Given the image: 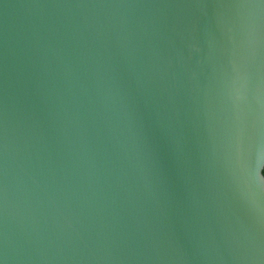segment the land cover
<instances>
[{
	"label": "water",
	"instance_id": "water-1",
	"mask_svg": "<svg viewBox=\"0 0 264 264\" xmlns=\"http://www.w3.org/2000/svg\"><path fill=\"white\" fill-rule=\"evenodd\" d=\"M264 0H0V264H264Z\"/></svg>",
	"mask_w": 264,
	"mask_h": 264
},
{
	"label": "trees",
	"instance_id": "trees-1",
	"mask_svg": "<svg viewBox=\"0 0 264 264\" xmlns=\"http://www.w3.org/2000/svg\"><path fill=\"white\" fill-rule=\"evenodd\" d=\"M263 175H264V169H263Z\"/></svg>",
	"mask_w": 264,
	"mask_h": 264
}]
</instances>
